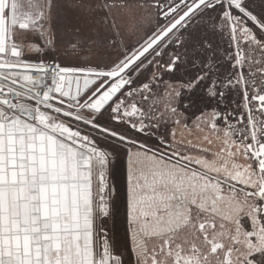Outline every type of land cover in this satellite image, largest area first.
Listing matches in <instances>:
<instances>
[{
    "label": "snow or ice",
    "instance_id": "obj_1",
    "mask_svg": "<svg viewBox=\"0 0 264 264\" xmlns=\"http://www.w3.org/2000/svg\"><path fill=\"white\" fill-rule=\"evenodd\" d=\"M0 264H264V0H0Z\"/></svg>",
    "mask_w": 264,
    "mask_h": 264
},
{
    "label": "rangeland",
    "instance_id": "obj_2",
    "mask_svg": "<svg viewBox=\"0 0 264 264\" xmlns=\"http://www.w3.org/2000/svg\"><path fill=\"white\" fill-rule=\"evenodd\" d=\"M115 182L117 185H119V182H123V175L121 174V176ZM114 227L117 231H122V226L119 223L114 222Z\"/></svg>",
    "mask_w": 264,
    "mask_h": 264
},
{
    "label": "flooded vegetation",
    "instance_id": "obj_3",
    "mask_svg": "<svg viewBox=\"0 0 264 264\" xmlns=\"http://www.w3.org/2000/svg\"><path fill=\"white\" fill-rule=\"evenodd\" d=\"M123 175V174H122ZM118 186V189L120 190V191H123V182H119V185H117Z\"/></svg>",
    "mask_w": 264,
    "mask_h": 264
}]
</instances>
